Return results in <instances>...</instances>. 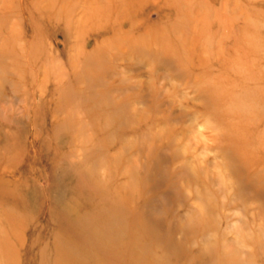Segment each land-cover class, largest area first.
<instances>
[{
    "label": "rangeland",
    "instance_id": "374dc122",
    "mask_svg": "<svg viewBox=\"0 0 264 264\" xmlns=\"http://www.w3.org/2000/svg\"><path fill=\"white\" fill-rule=\"evenodd\" d=\"M0 264H264V0H0Z\"/></svg>",
    "mask_w": 264,
    "mask_h": 264
}]
</instances>
